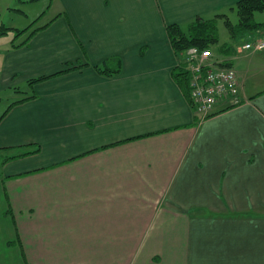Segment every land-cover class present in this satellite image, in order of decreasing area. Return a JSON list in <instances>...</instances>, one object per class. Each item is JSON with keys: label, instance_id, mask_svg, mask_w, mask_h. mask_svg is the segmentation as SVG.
Here are the masks:
<instances>
[{"label": "crops", "instance_id": "crops-1", "mask_svg": "<svg viewBox=\"0 0 264 264\" xmlns=\"http://www.w3.org/2000/svg\"><path fill=\"white\" fill-rule=\"evenodd\" d=\"M238 1L50 0L2 49L36 96L0 115V264H264V49L229 45L245 101L199 120L167 30Z\"/></svg>", "mask_w": 264, "mask_h": 264}, {"label": "built area", "instance_id": "built-area-1", "mask_svg": "<svg viewBox=\"0 0 264 264\" xmlns=\"http://www.w3.org/2000/svg\"><path fill=\"white\" fill-rule=\"evenodd\" d=\"M242 49H264V39L246 42ZM182 64L189 73L191 102L202 117L216 104L238 106L243 102L237 72L229 58L215 54L211 48L190 46L183 52Z\"/></svg>", "mask_w": 264, "mask_h": 264}, {"label": "trees", "instance_id": "trees-1", "mask_svg": "<svg viewBox=\"0 0 264 264\" xmlns=\"http://www.w3.org/2000/svg\"><path fill=\"white\" fill-rule=\"evenodd\" d=\"M236 7L239 15V22L236 25H233L231 20L226 15L217 14L213 19H202V18L195 19L193 22H191L188 25V28L186 30L183 29V27L179 24H170L168 26L167 28L168 35L172 43L173 49L176 53L177 59L179 60L178 64L175 66L174 75L177 82L182 86L188 97L190 91L189 73L187 72V70L183 68V64H182L183 52L190 46H199L200 48L203 49L211 48L213 50L212 46L218 43L220 39H219V33H216L215 26H211L212 23H215V21H217L219 17H224L225 23L228 27L231 28L232 34L233 33L236 34L239 26H241L244 29L255 30V29H259L264 25V23L254 21L255 13L264 10V0H239L238 3L236 4ZM33 24L26 27L25 29H17L18 33L16 34V36L21 34V32L24 33L29 31L28 35L29 37H31L34 34V32L38 30V28H32ZM14 46H16V44H14ZM229 48H230L229 44L223 43L218 46V51L227 54L229 53V51H227L229 50ZM69 69L71 68H68L66 70ZM96 69L103 74L112 76L118 73V71H120L121 61L119 57L112 56L104 61L102 67L96 65ZM44 78H46V76L30 79L29 80L30 86L40 80H43ZM35 96L36 94L33 91L32 94L26 98H32ZM1 117H3V115ZM39 150L40 148H37L35 152Z\"/></svg>", "mask_w": 264, "mask_h": 264}, {"label": "rangeland", "instance_id": "rangeland-1", "mask_svg": "<svg viewBox=\"0 0 264 264\" xmlns=\"http://www.w3.org/2000/svg\"><path fill=\"white\" fill-rule=\"evenodd\" d=\"M49 1L50 0H0V54L2 53V49L11 45V41L21 43L26 39L29 33L21 32V34L16 36L18 33L17 29H25L33 23V28L41 25L42 21H40V19L43 17L46 8H48ZM235 9L236 11L233 14V25L239 22L237 7H235ZM218 19L215 23H212L211 26H215L216 33H219V39L223 42H227L229 45H232L234 41H238L240 44L243 43L247 34L251 31L239 26L236 34H232L231 28L228 27L225 22H220ZM254 21L264 23V11H258ZM261 74L264 76V71H262ZM1 84L0 79V115L13 104L14 100H16L14 98L15 96L21 98L33 92V89L30 87L5 90L8 89V87L2 88Z\"/></svg>", "mask_w": 264, "mask_h": 264}]
</instances>
